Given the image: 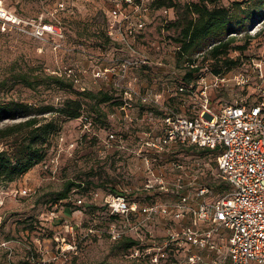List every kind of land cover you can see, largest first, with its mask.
Returning a JSON list of instances; mask_svg holds the SVG:
<instances>
[{"label": "built area", "instance_id": "2783aa9c", "mask_svg": "<svg viewBox=\"0 0 264 264\" xmlns=\"http://www.w3.org/2000/svg\"><path fill=\"white\" fill-rule=\"evenodd\" d=\"M149 1L113 0L109 9L114 18L122 17L116 19L114 26H109L108 35L119 40L126 53L112 60L109 66L93 69L96 78L111 76L112 89L120 101L107 114L110 126L105 129L102 142L108 156L130 141L126 150L147 166H162L163 163L156 160L163 154L166 157L164 166L169 161L167 165L178 173L170 179L164 171L149 170L139 191L114 193L93 189L90 202H99L111 217L106 222L110 238L119 240L124 235H131L135 239L136 242L127 249V255L135 263L264 264V58L250 54L246 55L245 61L243 49L230 47L226 56L237 59L238 65L214 73L207 65L212 59L207 58L200 65L191 57V60H185L183 76L174 88L151 87L141 91L136 86L138 79L132 73L149 66V57L136 48L134 41L144 28L146 2ZM56 4L62 8L64 2L57 0ZM122 10L125 13H121ZM0 21L3 27L22 23L21 18L3 7L2 0ZM113 29L118 37H114ZM259 32L260 29L250 33L249 39L259 36ZM34 34L39 37L63 36L50 21H41ZM214 44H209L206 49H211ZM58 46L55 42L54 48ZM174 49L179 53L181 44L176 42ZM206 49L197 53L203 57ZM187 68L195 69L189 80L184 77ZM205 72L212 75L213 82L205 81ZM63 75L74 84L79 82L72 68L65 70ZM219 85L227 89L229 102L225 104L217 97L213 100L216 104L211 102L210 87L218 88ZM234 87L239 88L235 95L231 92ZM196 92L200 95L199 105L195 101ZM188 100H192L193 105L187 109ZM197 106L198 110L195 109ZM77 119L82 124L83 134L95 126L88 115ZM70 146L74 143L70 142ZM190 154L194 158L202 156L203 162L193 159ZM212 160L225 188L208 200L210 187L195 179L196 172L204 173V165ZM58 165V155L47 156L40 163L42 170L52 174ZM30 192L31 188L25 187L14 189L13 195L23 196ZM163 193H171L174 198L168 202L152 200L158 195L164 197ZM140 196L146 201L142 202ZM81 202L82 199H78V203ZM156 216H161L164 221L165 239H156ZM63 223L67 231L73 232L72 224L67 220ZM89 231L98 233L92 227ZM61 240L66 246L52 258L69 262V254L76 253L75 242H67L64 237Z\"/></svg>", "mask_w": 264, "mask_h": 264}, {"label": "rangeland", "instance_id": "374dc122", "mask_svg": "<svg viewBox=\"0 0 264 264\" xmlns=\"http://www.w3.org/2000/svg\"><path fill=\"white\" fill-rule=\"evenodd\" d=\"M62 1L64 4L60 8L56 4L57 0H2L3 7L21 18L22 23L5 24L3 27L0 21V101L60 107L66 98L73 97L81 99L86 111L83 115H89V111H100L101 103L96 98L79 96L77 92L82 91L81 87L94 93L112 91L111 76L96 78L93 69L109 66L112 60L126 53L122 43L109 37L107 32L109 26H114L116 19L122 15L114 18L109 13L113 0ZM192 1L198 0H171V6L161 7H156L153 0L146 2L145 25L134 45L148 55L149 66L133 70L132 73V76L137 77L136 86L141 91L151 87L174 88L183 76L186 59L174 52V44L180 37L185 20V5ZM235 2L240 3L243 9L255 11V15L246 22L244 28H238L241 34L232 47L240 49L238 46L244 45L246 54L236 50L242 53L245 61L246 55L250 54L252 57L264 58V0H218L216 4L233 11ZM121 13H125L124 10ZM41 21L54 22L62 32V38L35 35L34 30ZM259 29V36L251 40L247 37ZM113 35L118 37L114 29ZM55 42L59 43L57 48H54ZM189 55L200 65L206 62L197 49ZM207 65L220 67L219 63L214 65L209 62ZM68 68H72L79 78V82L71 89L47 85L46 75H63ZM37 73L41 74L40 83L36 89L30 88L27 83ZM205 81L213 82L212 75L205 72ZM210 92L213 104L217 103L213 101L215 97L221 98L224 104L228 101L226 87L212 86ZM231 92L235 95L239 88L234 87ZM197 96L195 101L199 105V93ZM192 105V100H188L186 108ZM195 109L198 110V106ZM43 115L50 117L52 114L48 112ZM20 119H0V126ZM99 124L97 122L90 132L83 134L78 119L65 120L61 128L62 139L53 151L49 150V156L58 155L56 172L52 174L49 170H42L39 164L34 172L25 173L0 187V264H136L127 255L123 240L110 238L105 227V210L98 209L90 202V192L95 188L122 193L135 189L139 191L149 170L164 171L170 179L178 171L168 166L169 161L164 166L166 157L163 154L156 160L163 163L162 166L145 165L127 151L130 141L125 142L119 151L111 149L116 152L107 156L102 139L107 131L104 128L110 124L108 121L105 127ZM155 125H159V122H155ZM93 132L96 134L93 135ZM70 142L74 146H70ZM196 156L192 158L203 162L202 156ZM204 166V173L196 172L195 180L210 187L207 199L211 200L225 185L217 175L214 160ZM70 181L78 186H72L67 193V201L60 202L58 194ZM25 187L31 188L30 194L13 195L14 189ZM168 194L163 193L164 197L158 195L152 200L168 202L174 198L171 193ZM138 198L142 202L146 201L144 197ZM78 199H82V202L78 203ZM147 201L151 202L149 199ZM154 219L156 239H165L167 235L163 219L161 216ZM64 220L72 224L73 232L65 229ZM90 227L97 229L98 233L89 231ZM63 237L67 242L73 240L76 245V253L69 254V262L52 258L61 252V247L66 246L61 240Z\"/></svg>", "mask_w": 264, "mask_h": 264}, {"label": "trees", "instance_id": "16d2710c", "mask_svg": "<svg viewBox=\"0 0 264 264\" xmlns=\"http://www.w3.org/2000/svg\"><path fill=\"white\" fill-rule=\"evenodd\" d=\"M218 0H198L185 5V20L180 29V37L177 42L181 44L180 54L183 59L191 60L189 54L197 49L200 51L215 43L211 49L205 50L203 57L212 59V64L219 63L220 67L211 66L214 73H222L238 65V60L230 59L226 53L236 38L241 34L246 22L255 15V11L241 8L240 3L235 2L233 11L225 6H218ZM156 7L171 6V0H153ZM236 33V35H230ZM230 35V36H228ZM247 37H251L249 34ZM240 49L244 45L238 46ZM184 55L188 57L184 58ZM195 69L187 68L184 77L191 79ZM22 77V75H21ZM20 77V78H21ZM41 74L34 75L33 80L28 81L30 88L36 89L40 83ZM48 86L54 85L59 88H72L75 84L64 75H46ZM77 95L83 97H94L98 103H101L99 112H87L94 124L99 122L100 127H105L107 114L113 106L120 104L115 96V91L100 90L96 93L86 90L78 91ZM52 114L50 117L44 113ZM86 111L83 109V103L79 98H66L62 106L42 104L33 105L20 101H0V119L21 118L20 120L0 126V187L6 186L17 180L28 172L36 164H40L47 156L49 150L58 145L62 132V123L65 120L77 119ZM57 114V115H54ZM97 127V125H96ZM106 129V127L104 128ZM72 186H78L77 183L70 181L66 187L59 192L60 201L67 199V193ZM99 189V188H95ZM103 190V189H101ZM103 191H111L104 189ZM115 193V191H114ZM98 209H103L100 203H95ZM106 222L111 220L108 214ZM105 222V227H107ZM124 246L128 249L136 241L131 235H124L121 239ZM138 264V263H136Z\"/></svg>", "mask_w": 264, "mask_h": 264}, {"label": "crops", "instance_id": "0c3cea01", "mask_svg": "<svg viewBox=\"0 0 264 264\" xmlns=\"http://www.w3.org/2000/svg\"><path fill=\"white\" fill-rule=\"evenodd\" d=\"M36 166H39V164H36L34 167H32L28 172H26V174H27V173L30 174V173L34 172Z\"/></svg>", "mask_w": 264, "mask_h": 264}]
</instances>
